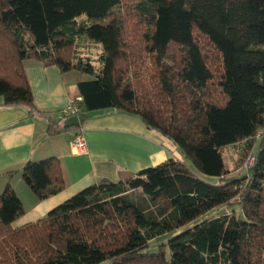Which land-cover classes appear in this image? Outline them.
<instances>
[{
	"label": "trees",
	"instance_id": "trees-1",
	"mask_svg": "<svg viewBox=\"0 0 264 264\" xmlns=\"http://www.w3.org/2000/svg\"><path fill=\"white\" fill-rule=\"evenodd\" d=\"M81 32L102 45L96 73L75 49ZM27 59L93 74L76 83L79 125L48 114V134L114 109L184 161L121 169L20 225L7 183L0 264H264V0H0V96L32 111ZM238 142L228 169L221 148ZM17 171L38 199L64 188L56 157Z\"/></svg>",
	"mask_w": 264,
	"mask_h": 264
},
{
	"label": "crops",
	"instance_id": "crops-1",
	"mask_svg": "<svg viewBox=\"0 0 264 264\" xmlns=\"http://www.w3.org/2000/svg\"><path fill=\"white\" fill-rule=\"evenodd\" d=\"M81 55V53H80ZM24 71L34 109L26 105L5 106L0 96V193L9 183L21 201L24 213L15 225L35 221L100 178L116 180L121 169L136 172L169 158L184 161L175 144L157 130L148 128L135 115L114 109L93 111L81 126L85 151L71 146L76 131L67 129L47 133L48 114L56 115V127L63 126L59 115L67 100L76 95V83L84 79L78 70L61 72L57 66H45L27 59ZM244 142L226 146L240 152ZM228 150V151H229ZM224 156V155H223ZM49 157L59 159L64 188L46 199H38L17 171L26 162ZM228 169L239 163L229 153ZM11 172V173H10Z\"/></svg>",
	"mask_w": 264,
	"mask_h": 264
},
{
	"label": "rangeland",
	"instance_id": "rangeland-1",
	"mask_svg": "<svg viewBox=\"0 0 264 264\" xmlns=\"http://www.w3.org/2000/svg\"><path fill=\"white\" fill-rule=\"evenodd\" d=\"M81 19L84 20V19H86V17L84 15L77 17V21L81 20ZM76 43H77V45L75 46V49L77 50V53L78 54L81 53L80 56L83 57V59H85L84 61H87L92 65L95 73L98 72L99 67L101 66V61L99 59L101 52H102L101 43L87 38V36L84 35L82 32L78 34V37L76 39ZM83 77H84V79L90 80L93 78V74L84 73ZM225 148H227V147L224 146L221 148V153H222V155L225 156V159H227V154H229V153L233 156V158H237L239 156L238 151H236V150L230 151L229 148L225 150ZM185 162L190 168H192V165L190 164L189 161H185ZM247 164H248L247 160L245 159V161L242 165V170H245L248 168ZM235 207H237V206H234L233 208L236 209ZM14 224H15V221H14ZM164 237L156 238L152 242L156 243L157 241L162 240Z\"/></svg>",
	"mask_w": 264,
	"mask_h": 264
},
{
	"label": "built area",
	"instance_id": "built-area-1",
	"mask_svg": "<svg viewBox=\"0 0 264 264\" xmlns=\"http://www.w3.org/2000/svg\"><path fill=\"white\" fill-rule=\"evenodd\" d=\"M81 97L79 95H74L70 97L67 100L66 105L63 107V109L60 111L59 115L61 118H68L76 116L78 117V114L81 112ZM261 133H264V128L261 130ZM71 146L74 150H76L79 153H82L85 151V141L80 131L76 132L74 137L71 140ZM247 167H250V165L254 161V156L249 155L247 158Z\"/></svg>",
	"mask_w": 264,
	"mask_h": 264
},
{
	"label": "water",
	"instance_id": "water-1",
	"mask_svg": "<svg viewBox=\"0 0 264 264\" xmlns=\"http://www.w3.org/2000/svg\"><path fill=\"white\" fill-rule=\"evenodd\" d=\"M78 125H79V120H78V117L76 116L68 117L63 120L64 127H72V126H78Z\"/></svg>",
	"mask_w": 264,
	"mask_h": 264
}]
</instances>
